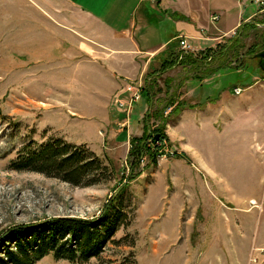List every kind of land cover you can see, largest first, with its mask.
Here are the masks:
<instances>
[{"label":"rangeland","instance_id":"rangeland-1","mask_svg":"<svg viewBox=\"0 0 264 264\" xmlns=\"http://www.w3.org/2000/svg\"><path fill=\"white\" fill-rule=\"evenodd\" d=\"M259 8L261 12L251 19L258 22V30L228 37L232 39L228 45L234 37L240 43L225 60L235 66L240 63L241 68L222 69L204 78L205 68L196 64L178 65L154 76L158 69L152 70L139 81H128L113 95V115L117 121L129 119L132 135L137 103L128 104L127 86L140 84L142 88L151 77L160 76L155 86L161 90L154 93L151 105L142 95L145 108L139 125L144 130L147 125L152 136L154 129H162L165 143L159 151L165 155L152 159L148 152L142 155L130 180L131 137L128 142H116L122 141L113 137L120 125L109 129L89 125L94 124L92 113L81 110L82 103L90 101L84 88L87 83L80 77L81 83L77 81V76V80L67 79V58L60 63L66 45L55 48L50 42L29 41L13 50L6 45L12 34L4 38L0 33V240L16 226H24L27 232L22 238L27 240L30 229L53 218H99L123 188L114 204V210L123 214L119 220L123 223L119 222L112 237L115 243L107 241L101 248V259L91 258L86 264H264V143H256H260L261 134L249 143L248 134L250 119L258 116L254 105L260 106L263 97L257 89L245 88L253 76H264L257 58L252 57L255 52L248 50L259 41V29L264 26V7ZM4 41L7 47H3ZM218 49L219 45L213 47ZM235 86L241 91L233 92ZM250 91L253 108L248 109L244 96ZM222 94L219 114L224 116L228 105L232 111L227 114L229 121L218 117L217 131V122L210 120L202 124L198 119L195 126L194 114L201 113L191 110L216 103ZM116 96L123 100L122 106L115 101ZM169 98L184 105L171 112L168 107L162 117L147 119L148 113L161 109ZM52 139L111 160L113 173L98 183L75 186L39 172L9 167L21 147L30 143L31 147L39 146ZM151 141L149 138L146 145L152 147ZM13 244L8 240L5 246ZM128 257L131 262H124ZM34 264L79 263L45 255Z\"/></svg>","mask_w":264,"mask_h":264},{"label":"crops","instance_id":"crops-1","mask_svg":"<svg viewBox=\"0 0 264 264\" xmlns=\"http://www.w3.org/2000/svg\"><path fill=\"white\" fill-rule=\"evenodd\" d=\"M261 10L251 0H0V33L4 38L12 34L6 45L13 50L22 48L29 41L50 42L55 48L65 44L67 52L61 53L63 61L60 63H64L63 57L67 58V79L77 80V76V81H81L80 77L87 83L84 88L90 95V101L83 102L81 110L92 113L94 124L89 125L104 129L120 125L116 130L118 134L109 133L115 135L116 140L122 138L116 142L124 143L144 131L139 122L145 108L141 94L139 101L133 103H137V122L133 126L134 133L130 135L129 119L117 121L111 109V98L123 89L124 84L139 81L146 72L157 70L161 61L159 54L171 42H177L178 37L183 36L192 53L198 55L207 48L225 43L241 25L256 22L251 19ZM214 16L216 19H212ZM6 42H3V47H7ZM252 78L253 81L245 88L257 89L263 103L254 105L258 116L250 119L249 143L261 134L260 143H256L262 144L264 76ZM75 94L78 95L77 92ZM252 95L250 91L244 96L248 109L253 108ZM223 98L224 94L214 104L193 108V113H201L194 114L197 119L195 126L199 124L198 119L202 124L207 120L217 122L218 117L228 122L227 114L232 112L228 105H225V115L219 114ZM188 113L189 110L185 114ZM257 120L261 121L260 124L253 126ZM84 123L81 124L86 127ZM216 127L217 131L218 122Z\"/></svg>","mask_w":264,"mask_h":264},{"label":"trees","instance_id":"trees-1","mask_svg":"<svg viewBox=\"0 0 264 264\" xmlns=\"http://www.w3.org/2000/svg\"><path fill=\"white\" fill-rule=\"evenodd\" d=\"M264 23V21L262 20ZM258 22H247L243 25L240 33L236 35H246V30H258ZM238 31V30H237ZM258 42L252 43L249 53H254L258 49L264 48V26L259 29ZM238 36V37H239ZM227 40L219 45L218 50L207 48L198 55L192 52L182 53L177 48V42H171L168 48L159 54L160 65L158 74L178 65L196 64L205 68L203 78L222 69H239L241 66L232 65L226 62L229 51L239 45L240 40L235 39L230 45ZM259 45V46H257ZM241 46V45H240ZM257 46L258 48L255 49ZM217 49V48H216ZM228 61V60H227ZM154 73H152L153 75ZM151 75V76H152ZM201 77V78H202ZM157 78L151 77L150 82L141 88V93L146 96L147 102H151L155 92L161 90L156 85ZM199 77V80L201 79ZM197 79V78H195ZM167 79L163 80V85L167 87ZM166 90V89H165ZM175 104V105H174ZM184 105L183 102H174L172 98L167 100L161 109H153L148 113L147 119L162 117L166 108L177 111ZM192 108L191 106H188ZM169 112V113H170ZM164 118V117H163ZM147 125L143 134L130 139L128 151V162L131 168L130 179L135 175V168H138L139 159L148 152L149 158L161 154L158 143L165 139L162 129L153 130V134L159 132L158 140L152 139V133L147 135ZM152 139V147L146 145L148 139ZM176 152H173L175 154ZM9 167L14 170H29L45 174L49 177L57 178L71 185L89 186L100 182L107 174L113 173L112 161L99 158L91 150L74 146L63 142L61 139H52L45 144L31 147V143L21 147L17 157L10 162ZM123 190V188H121ZM120 189V190H121ZM119 190V192H120ZM113 201L106 204L99 218L84 219L75 217H57L40 224L38 227L30 229L29 238H22L27 232L24 226L12 228V232L0 240V264H34L36 260L45 255H51L54 259H65L69 262L86 264L89 259H101L100 252L102 246L111 241L115 230L123 214L119 209L114 210V204L118 196ZM123 223V222H121ZM127 225V223H125ZM13 240L12 247L5 246L6 241ZM124 262L130 263V259L125 258ZM134 264V262L132 263Z\"/></svg>","mask_w":264,"mask_h":264},{"label":"built area","instance_id":"built-area-1","mask_svg":"<svg viewBox=\"0 0 264 264\" xmlns=\"http://www.w3.org/2000/svg\"><path fill=\"white\" fill-rule=\"evenodd\" d=\"M251 3L255 4L257 7H264V0H251ZM212 19H216V16L212 17ZM177 48L180 51H182V53L192 52L191 46L188 44V42L186 41V39L183 36H180L177 38ZM127 89L130 91V96H129V100H128V104L130 105L133 101H136L139 99L141 85L140 84H138V86L128 85ZM240 91H241V88H235L234 89L235 93H238ZM115 101L117 102V104L119 106L123 105V100L119 99V97H117V96H116ZM169 109H171V108H169ZM164 143H165V140L158 143L159 150H164L163 149ZM161 153H163V155H165V152H161ZM168 153L173 154V151H169Z\"/></svg>","mask_w":264,"mask_h":264},{"label":"water","instance_id":"water-1","mask_svg":"<svg viewBox=\"0 0 264 264\" xmlns=\"http://www.w3.org/2000/svg\"><path fill=\"white\" fill-rule=\"evenodd\" d=\"M235 39H236V37H234L233 41ZM252 57L253 58H257L259 68L264 70V48H262V49L258 50L257 52H255L252 55ZM150 105H151V102H150ZM147 135H149V130H147ZM158 138H159V134L158 133L153 134V136H152L153 140H158Z\"/></svg>","mask_w":264,"mask_h":264}]
</instances>
